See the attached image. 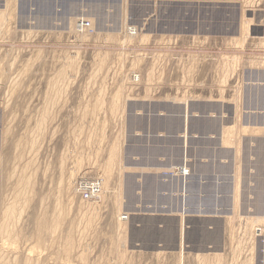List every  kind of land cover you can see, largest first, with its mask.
<instances>
[{
  "label": "rangeland",
  "instance_id": "1",
  "mask_svg": "<svg viewBox=\"0 0 264 264\" xmlns=\"http://www.w3.org/2000/svg\"><path fill=\"white\" fill-rule=\"evenodd\" d=\"M254 214L264 0H0V264H264Z\"/></svg>",
  "mask_w": 264,
  "mask_h": 264
},
{
  "label": "bare ground",
  "instance_id": "2",
  "mask_svg": "<svg viewBox=\"0 0 264 264\" xmlns=\"http://www.w3.org/2000/svg\"><path fill=\"white\" fill-rule=\"evenodd\" d=\"M11 5V4H10ZM88 13V12H87ZM87 13L86 14H83L84 16H83V18L84 17H86L87 18V20H88V18L89 19H91V20H93L91 17H87L88 15H87ZM139 31V30H138ZM142 34V33H141ZM245 34V33H244ZM108 35H111V33H109ZM129 37H132V36H129ZM139 38V37H138ZM146 39V38H145ZM240 39V38H239ZM148 41V40H147ZM125 42V41H124ZM133 42V41H132ZM125 46V45H124ZM156 55V54H155ZM160 55V54H159ZM169 56V55H168ZM161 57V56H160ZM135 59V58H134ZM167 59V58H166ZM156 61V60H155ZM134 63V62H133ZM135 66V65H134ZM134 66H132V67H134ZM150 67V66H149ZM160 67V66H159ZM152 69V68H151ZM154 69V68H153ZM139 71V70H138ZM154 71V70H153ZM138 75V74H137ZM149 75V74H148ZM134 76V75H133ZM132 78V77H131ZM149 78H150V76H149ZM148 78V79H149ZM126 79H128V78H126ZM151 79V78H150ZM123 81V80H122ZM139 81V80H138ZM137 81V83H139ZM143 81V80H142ZM152 81V80H151ZM124 82H126V81H124ZM152 83V82H151ZM135 84V83H134ZM129 85V84H128ZM119 86V85H118ZM115 87V86H114ZM126 88V87H125ZM132 92V91H131ZM150 92V91H149ZM126 95V94H125ZM125 97V96H124ZM127 98V97H126ZM125 100V99H124ZM118 102L119 101H116L115 103H117L118 104ZM186 103V102H185ZM114 105V104H113ZM123 105H124V103H123ZM188 107V106H187ZM124 108H125V106H124ZM100 109V108H99ZM123 110V109H122ZM86 115V114H85ZM187 123H189L188 121H187ZM43 125V124H42ZM188 125V124H187ZM42 128V127H41ZM39 130V129H38ZM41 130V129H40ZM99 137V136H98ZM33 139V138H32ZM185 139H187V135L185 136ZM227 142V141H226ZM186 153H187V151H185ZM186 156H187V154H186ZM111 160H113V159H111ZM175 166V165H174ZM187 166V165H186ZM80 167V166H79ZM116 168V167H115ZM172 168H174L173 166L171 167V169ZM185 168V167H184ZM188 168V167H187ZM78 172H80V169L79 168H74V170H72L71 172H70V179L72 180V178L74 177V176H76V174H78ZM183 176V175H182ZM96 177V176H95ZM28 181V180H27ZM70 181V180H69ZM120 182V181H119ZM30 183V182H29ZM69 183V182H68ZM235 183H237V177H235ZM27 184V183H26ZM31 184V183H30ZM72 184V183H71ZM71 184H69L70 186H71ZM236 186V185H235ZM238 187V186H237ZM26 188V187H25ZM23 190V189H22ZM28 190V189H27ZM73 190L75 191V189L73 188ZM74 191H73V194H74ZM237 192V191H236ZM235 192V193H236ZM22 193V192H21ZM102 193H103V183H101V192H100V197L102 196ZM20 195V194H19ZM23 196V195H22ZM73 196V195H72ZM99 197V198H100ZM27 198V197H26ZM22 199V198H21ZM95 199H97V198H95ZM95 199H92V200H90V201H95ZM23 200V199H22ZM236 200H237V194L235 195V203H236ZM27 201V200H26ZM89 202V201H88ZM71 203V202H70ZM7 205V204H6ZM91 205V204H90ZM238 205V204H237ZM72 206H73V204H72ZM236 206V205H235ZM15 207V206H14ZM12 208V207H11ZM10 210V209H9ZM15 210V209H14ZM11 211V210H10ZM170 211H171V209H170ZM8 213V212H7ZM219 213V212H218ZM9 214V213H8ZM7 214V215H8ZM10 215V214H9ZM11 217V216H10ZM122 217V216H121ZM249 218V217H248ZM129 219V218H128ZM128 219L126 220V221H128ZM250 219H252V222L254 223V224H258V225H262V227H261V229H263V226H264V214H254ZM123 220V219H122ZM125 221V222H126ZM8 222V221H7ZM150 223V224H149ZM172 224V223H171ZM179 224V223H178ZM181 224H182V222H181ZM148 225H150V227H154L155 226V223L154 222H148L145 226H147V227H149ZM172 225H174V227L176 226V223L175 224H172ZM206 225V224H205ZM9 226V225H8ZM125 226V225H124ZM202 225L201 224H199L198 225V227H196V228H199V227H201ZM185 227H186V225H185ZM256 227V226H255ZM167 228V227H166ZM140 229H138V231H139ZM141 231V232H140ZM139 231V233L138 234H141L142 233V231H144L143 229H141ZM162 232H159V234H160V237L162 238V239H164L165 238V235L167 234L168 236H170V234L169 233H165L164 232V230H161ZM166 231H168V229L166 230ZM173 232H172V235H171V240L174 238V240H172V241H174L175 242V244L174 245H176V242L178 241V234H177V230L175 231V230H172ZM263 231H264V229H263ZM169 232H170V230H169ZM218 232H220V231H218ZM186 234H187V232H186V228H185V230H184V228H183V226L181 227V238H180V247L178 248V250L177 251H175V252H172V253H178L179 255H180V259H181V261H182V259H183V257H184V255H185V246H184V238H185V236H186ZM167 236V237H168ZM221 236H222V233H217V244L219 245V246H221ZM170 238V237H169ZM257 240V239H256ZM171 241V242H172ZM258 241H259V239H258ZM256 243V242H255ZM207 256L209 255V254H206ZM206 255H204V254H196V257H200V258H204V257H207ZM210 255H222V254H219V253H215V254H210Z\"/></svg>",
  "mask_w": 264,
  "mask_h": 264
},
{
  "label": "built area",
  "instance_id": "3",
  "mask_svg": "<svg viewBox=\"0 0 264 264\" xmlns=\"http://www.w3.org/2000/svg\"><path fill=\"white\" fill-rule=\"evenodd\" d=\"M78 28L81 31H86L89 29H92V23L90 21L82 20L80 21ZM135 80H137L138 76L134 77ZM184 173L187 174V169L184 170ZM101 180L99 179H93V180H84L82 179L77 185V190L80 192L83 199H87V201H90L92 199L97 198L100 195L101 192ZM254 234L257 238L264 237L263 236V229L261 227H257L254 231Z\"/></svg>",
  "mask_w": 264,
  "mask_h": 264
},
{
  "label": "crops",
  "instance_id": "4",
  "mask_svg": "<svg viewBox=\"0 0 264 264\" xmlns=\"http://www.w3.org/2000/svg\"><path fill=\"white\" fill-rule=\"evenodd\" d=\"M172 124H175V123H173L172 122ZM199 202V201H198ZM207 202V201H206ZM154 204H157V203H154ZM200 204V203H199ZM180 221V220H179ZM202 226L201 227H203V226H205V223L203 222V223H200ZM142 228V227H141Z\"/></svg>",
  "mask_w": 264,
  "mask_h": 264
},
{
  "label": "water",
  "instance_id": "5",
  "mask_svg": "<svg viewBox=\"0 0 264 264\" xmlns=\"http://www.w3.org/2000/svg\"><path fill=\"white\" fill-rule=\"evenodd\" d=\"M206 222V221H205ZM200 224V223H199ZM199 224H197V226L199 225ZM221 243H222V241H221Z\"/></svg>",
  "mask_w": 264,
  "mask_h": 264
}]
</instances>
